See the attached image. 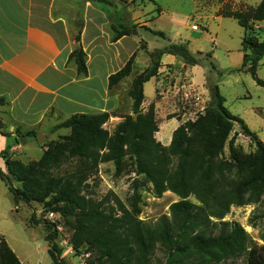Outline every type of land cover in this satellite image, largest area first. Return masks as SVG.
Instances as JSON below:
<instances>
[{
	"label": "trees",
	"instance_id": "obj_1",
	"mask_svg": "<svg viewBox=\"0 0 264 264\" xmlns=\"http://www.w3.org/2000/svg\"><path fill=\"white\" fill-rule=\"evenodd\" d=\"M89 1L110 3L109 0ZM218 14L234 18L244 28L241 68H247L255 82L264 87V79L256 75L257 65L264 57V30L262 38L258 39L251 26L264 19V0L255 7L225 8ZM111 31L112 39L116 40L123 35H136L137 26L120 23L112 25ZM150 31L164 37L159 31ZM75 39L79 41V34ZM164 53L177 55L189 64L198 62L185 43H169L153 50L150 66L135 76L128 91L135 118L131 114L124 115L109 133L103 125L109 120L110 113H78L56 124L53 129L70 128L73 155L95 164L112 161L117 174L133 173L143 177L151 184L156 197L166 191L176 194L178 200L169 205V215H162L153 222L139 218L141 194L137 179L132 182L129 205L125 206L117 199L116 207L108 210L101 203L78 193L81 180L74 183L68 178L38 171L24 188L18 189L1 170L0 179L15 204L20 198L27 202H41L49 197L46 208L66 216L76 215L71 246L75 251L83 245L95 248L103 259L101 264H153L158 249L164 253V260L155 258V264H236L241 257L244 258L243 264H264V244L253 242L240 224L224 220L232 206L248 204L264 193V142L241 117L226 108L217 85L210 87L211 98L203 114L178 125L169 144L163 145L156 140L159 127L154 103H150L146 110L142 109L143 84L157 74ZM69 58L76 63L79 74L87 73L85 52L80 44L72 50ZM132 62L133 56L108 77L109 87L129 75ZM4 104L0 98V105ZM234 125H238L256 145V155L251 163L222 157ZM34 133L30 130L23 136ZM0 134L10 137L1 130ZM228 142L231 144L232 138ZM190 196L196 199V203L189 199ZM30 222H36L34 215ZM57 235L56 228L46 230L51 264H58L61 253L55 241ZM0 264H21L3 239H0Z\"/></svg>",
	"mask_w": 264,
	"mask_h": 264
},
{
	"label": "rangeland",
	"instance_id": "obj_2",
	"mask_svg": "<svg viewBox=\"0 0 264 264\" xmlns=\"http://www.w3.org/2000/svg\"><path fill=\"white\" fill-rule=\"evenodd\" d=\"M74 2L77 5L82 1L74 0ZM141 3L145 4L146 0H141ZM164 3L171 15L177 14L180 18L175 1L167 0ZM201 3L204 11L213 13L221 12L225 8H240L234 5L232 0H201ZM77 15L78 11H75V16ZM189 21H193L192 24L197 23L199 30L192 32L183 24L179 29L182 37L189 40L187 48L198 62L187 63V67L184 66L175 74L173 72L171 74L174 83L177 82L179 86L184 85L187 92L183 109L179 106L178 112H183L180 114L184 115L183 118H177L179 123L195 120L199 114H203L211 98L210 87L217 85L226 108L241 117L255 136L264 142V87L255 82L247 68H241L243 54L241 39L245 31L236 20L229 17L214 18L213 15L207 20L191 18ZM255 25V22L251 24L253 31L256 37L261 39L264 27L257 29ZM160 29L168 37H175L172 33L173 28L167 23H164ZM140 32L144 33V30ZM150 40L158 46L168 44L167 39L163 38H156V41L150 38ZM256 75L264 79V58L257 65ZM154 91L153 78L145 85V96H152ZM165 119L156 118V121L158 125L166 123L164 127L168 130L170 121ZM5 120L4 110L0 107V130L11 136L14 134L16 138L11 139L9 141L11 144L4 148L2 153L0 152V170L18 189L24 188L28 180L36 177L38 171L50 172L54 177L68 178L74 183L81 180L78 182L80 188L78 193L101 203L102 207L108 210L109 207H116L117 199L125 206L129 205L133 194L132 182L137 179L138 192L141 194L139 218L146 222H153L162 215H169V205L178 200V196L170 191L156 197L152 192L151 184L145 182L141 176L133 173L117 174L112 161L95 164L89 159L73 155L69 139L70 128L62 127L54 130L55 125L44 124L32 130L35 132L33 135L23 136L29 130L15 127L10 131ZM122 120L123 118H109L103 127L112 133ZM36 133L41 134L40 141L37 140ZM231 138L232 143L229 144ZM255 155L256 145L253 140L245 135L238 125H234L223 148L222 157L227 160L239 158L251 163ZM189 199L196 203L193 196ZM48 200L49 197L41 202H27L24 198H20L15 204L12 194L0 179V239L7 242L21 264H51L45 234L48 227L56 228L58 235L55 241L61 248L58 264H101L103 259L95 248L83 245L75 251L71 246L72 224L77 220V216H66L51 211L45 205ZM114 213L120 214L118 211ZM32 215L36 220L35 223L30 222ZM224 220L240 224L253 242L264 244V193L248 204L232 206ZM155 258L163 261L164 253L159 249L156 250L153 264L156 263ZM243 261L244 258L241 257L236 260V264H243Z\"/></svg>",
	"mask_w": 264,
	"mask_h": 264
},
{
	"label": "crops",
	"instance_id": "obj_3",
	"mask_svg": "<svg viewBox=\"0 0 264 264\" xmlns=\"http://www.w3.org/2000/svg\"><path fill=\"white\" fill-rule=\"evenodd\" d=\"M78 1L82 2L76 5L59 0H0V98L5 101L0 107L10 131L15 127L30 131L44 124L56 125L78 113L108 112L110 118L131 114L135 118L128 95L132 81L150 66V53L166 46H158L150 38L187 46L189 40L182 37L179 29L182 24L193 32L198 30L191 29V18L227 17L204 11L201 0H170L176 2L180 18L171 15L164 3L167 0H146L145 4L141 0ZM260 1L232 0L240 8L255 7ZM120 23L135 24L137 34L113 40L111 27ZM164 23L173 28L175 37H168L160 29ZM77 44L85 52L86 74H79L76 63L69 58ZM131 56L129 75L109 87L108 77ZM160 64L157 74L148 80L155 79L152 96H145L148 81L143 84L142 109L153 102L156 118L170 121L168 130L166 123L158 125L155 134L158 141L167 145L180 124L177 118L184 116L178 111L187 95L184 85L174 83L171 74L187 67V63L177 55L164 53ZM14 138V134L9 138L0 134V152Z\"/></svg>",
	"mask_w": 264,
	"mask_h": 264
},
{
	"label": "built area",
	"instance_id": "obj_4",
	"mask_svg": "<svg viewBox=\"0 0 264 264\" xmlns=\"http://www.w3.org/2000/svg\"><path fill=\"white\" fill-rule=\"evenodd\" d=\"M255 24H256L255 26H256L257 29H258L259 27H264V19L261 20V21H256ZM191 29H192V30H199V25H198L197 23H193V24L191 25ZM196 99H198V97H197Z\"/></svg>",
	"mask_w": 264,
	"mask_h": 264
},
{
	"label": "water",
	"instance_id": "obj_5",
	"mask_svg": "<svg viewBox=\"0 0 264 264\" xmlns=\"http://www.w3.org/2000/svg\"><path fill=\"white\" fill-rule=\"evenodd\" d=\"M36 137H37V140H38V141L41 140V134H40V133H36Z\"/></svg>",
	"mask_w": 264,
	"mask_h": 264
}]
</instances>
